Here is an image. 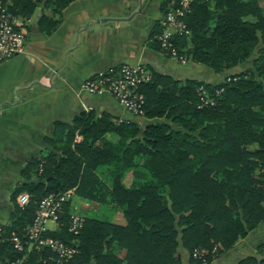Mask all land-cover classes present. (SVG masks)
I'll return each instance as SVG.
<instances>
[{
    "label": "trees",
    "instance_id": "16d2710c",
    "mask_svg": "<svg viewBox=\"0 0 264 264\" xmlns=\"http://www.w3.org/2000/svg\"><path fill=\"white\" fill-rule=\"evenodd\" d=\"M1 1L25 20L42 0ZM71 1L44 0L40 30L50 33L58 21L45 9L57 15ZM158 1L162 16L180 4ZM182 19L189 32L175 33L171 41L190 62L215 73L248 59L250 65L217 83L152 70L151 80L138 86L144 124L93 110L67 123L55 120L46 147L21 168L3 234L23 240L41 197L69 188L121 211L125 223L85 215L73 233L69 199L57 227L43 234L76 247L61 264H182L179 245L192 264L210 263L264 223V0H194ZM154 28L151 44L161 50V23ZM135 172L141 176L127 183V174ZM20 192L28 195L23 207L14 203ZM257 251L260 257L246 255L237 264H264V242ZM19 256L7 240L0 242V264ZM54 256L46 246L24 255L29 264H57Z\"/></svg>",
    "mask_w": 264,
    "mask_h": 264
},
{
    "label": "crops",
    "instance_id": "0c3cea01",
    "mask_svg": "<svg viewBox=\"0 0 264 264\" xmlns=\"http://www.w3.org/2000/svg\"><path fill=\"white\" fill-rule=\"evenodd\" d=\"M45 13L58 20L51 32L40 30L36 12L34 19L23 24L22 53L0 63V225L11 222V194L22 182L21 168L46 147L44 137L55 120L67 123L75 114L93 110L97 115L107 112L115 120L146 122L144 116H130L111 94L79 89L88 76L130 62L144 63L151 72L158 70L180 80L196 77L217 83L228 73H215L196 62L180 64L151 44L160 15L157 0H73L60 14ZM25 193L15 195L18 207L23 206L17 204V197ZM55 227L49 222L50 229ZM262 242L264 223L222 252L221 264L256 256ZM178 251L182 264H191L181 245Z\"/></svg>",
    "mask_w": 264,
    "mask_h": 264
},
{
    "label": "built area",
    "instance_id": "2783aa9c",
    "mask_svg": "<svg viewBox=\"0 0 264 264\" xmlns=\"http://www.w3.org/2000/svg\"><path fill=\"white\" fill-rule=\"evenodd\" d=\"M180 4L176 8L169 10L163 17V30L157 35L162 53L170 58L176 59L181 64H186L188 58L185 54H179L177 48L172 44V37L175 33H188L186 22L182 19L194 0H179ZM23 18H19L10 13L0 0V63L22 53L26 40V31L23 26ZM151 80V72L144 63L130 62L109 68L106 71L98 72L88 76L79 86V89L91 94H111L114 99L123 107L130 116H143V105L145 97L140 92L138 86ZM207 91L200 87L199 93L206 96ZM220 92L217 89L216 93ZM205 98L204 102H209ZM130 118H122L119 121L131 122ZM73 188L60 193H47L38 202L33 221L24 230V239H20L14 232L3 234L0 225V242L7 240L12 249L21 256L11 260L8 264H29L26 263L25 253L33 247H49L55 254L54 261L61 264L70 259L77 252L73 245L52 236L44 237V232L51 230L49 222L58 225L59 213L62 206L67 202L72 194ZM17 204L25 206L28 201L27 193L17 197ZM68 230L78 233L84 223L83 216L72 212L69 217ZM55 227V228H56ZM202 252L195 251L194 257H200ZM205 262V261H204Z\"/></svg>",
    "mask_w": 264,
    "mask_h": 264
},
{
    "label": "rangeland",
    "instance_id": "374dc122",
    "mask_svg": "<svg viewBox=\"0 0 264 264\" xmlns=\"http://www.w3.org/2000/svg\"><path fill=\"white\" fill-rule=\"evenodd\" d=\"M43 1L42 0L40 3H39V7L37 8L36 12H39V15L42 14V11L44 10V4H43ZM158 1V0H157ZM48 10V9H45V11ZM159 11H160V15H159V18H158V22L161 23V31L163 30L164 26H163V17L162 16V12L159 8ZM36 15V13L30 17L29 19H23V23L26 21L28 23L29 20H32L34 19V16ZM25 27V26H24ZM160 31V32H161ZM176 60V59H175ZM249 60L248 59L247 61H245L244 63H242L241 66H239L238 68L234 67V68H231L230 70H228V73H226V75L228 74H231V73H236L239 71V68L241 67H244V66H247V65H250L249 63ZM177 61V60H176ZM189 61V59H188ZM178 62V61H177ZM134 63V62H133ZM181 64V63H180ZM146 66V65H145ZM149 69V68H148ZM150 70V69H149ZM151 72V71H150ZM152 74V72H151ZM226 75H222V79L220 81H223L225 78ZM139 177L141 176L139 172H135V173H128L127 174V177L125 178V180L127 181V183H130V181H132V179L134 177ZM70 203H71V209H72V212H76L78 214H80L81 216H90V215H94V216H97V217H108L110 218L111 220L117 222V223H121L123 221V219L125 220V218H123L122 216V213L121 211L119 210H114L112 209L110 206L108 205H104L102 203H99V202H95V201H88L86 199H83V198H79L77 196H75V194L73 193L72 196L70 197ZM262 224V223H261ZM260 224V225H261ZM259 225V226H260ZM258 226V227H259ZM257 228V227H256ZM255 228V229H256ZM254 230V229H253ZM250 232V231H249ZM248 232V233H249ZM256 257H260V253L257 251V255ZM221 260L222 257H220L219 255L218 256H215L213 258V260L210 262V263H207L205 262L204 264H218L220 263L221 264ZM192 264V263H191Z\"/></svg>",
    "mask_w": 264,
    "mask_h": 264
},
{
    "label": "water",
    "instance_id": "95a60500",
    "mask_svg": "<svg viewBox=\"0 0 264 264\" xmlns=\"http://www.w3.org/2000/svg\"><path fill=\"white\" fill-rule=\"evenodd\" d=\"M141 5V4H140Z\"/></svg>",
    "mask_w": 264,
    "mask_h": 264
}]
</instances>
